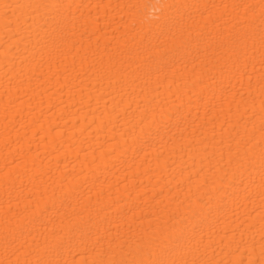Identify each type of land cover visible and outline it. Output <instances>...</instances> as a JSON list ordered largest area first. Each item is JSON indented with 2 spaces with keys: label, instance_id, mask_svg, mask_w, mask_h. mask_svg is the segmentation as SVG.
I'll list each match as a JSON object with an SVG mask.
<instances>
[{
  "label": "bare ground",
  "instance_id": "bare-ground-1",
  "mask_svg": "<svg viewBox=\"0 0 264 264\" xmlns=\"http://www.w3.org/2000/svg\"><path fill=\"white\" fill-rule=\"evenodd\" d=\"M0 264H264V0H0Z\"/></svg>",
  "mask_w": 264,
  "mask_h": 264
}]
</instances>
